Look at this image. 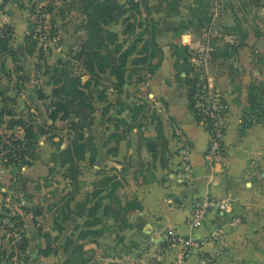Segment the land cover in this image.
Wrapping results in <instances>:
<instances>
[{
  "label": "rangeland",
  "instance_id": "1",
  "mask_svg": "<svg viewBox=\"0 0 264 264\" xmlns=\"http://www.w3.org/2000/svg\"><path fill=\"white\" fill-rule=\"evenodd\" d=\"M109 1L114 5L115 12L106 28L117 34L116 43L123 44L124 48L131 41L136 40L144 30L156 31L155 38L158 44L159 42L167 43L168 39L163 32L167 30L172 32L173 29H169L170 26L176 27L175 33L178 38L181 33H184L180 31L181 24H187L188 30H193L192 33L196 40L192 45H187L190 49V74L191 77L198 79L193 108L210 129H212L216 116L225 119L230 103V96L225 94L231 93L228 90L223 91L225 82L218 84L213 74L214 72L219 73L217 76L219 78L228 71L227 68L230 64L217 63L216 58L226 56L232 58L230 62H232L233 69V90H237L240 77L243 75V71L237 63L238 52L239 48L245 45L249 34L244 26L246 25L256 34L264 36V0H259L258 3L256 0ZM21 3L24 6L23 10L28 12L27 19L29 23L31 22V29L34 30L32 40L37 43L35 60L33 67L31 64L29 66L31 71L24 73L25 79L20 73L25 69V66L22 65L23 60L19 58V63L15 64L9 56L0 54V88L4 91L5 96L11 98L7 103L0 102V106L17 116L27 115L29 120H38L41 129L47 132L40 137L50 139L57 146L55 154L58 155L65 140H71L73 133L67 130L65 121H58L54 124L48 118L53 92L51 76L55 72L56 66L61 69L73 70L74 73L84 71L83 63L78 59V55L88 37L87 15L84 12L82 0H21ZM50 3H52V11L48 7ZM175 6L176 8H174ZM152 9L158 10L155 17H152ZM32 10L33 12L30 14ZM202 11L207 14V17L203 20L204 26L199 28L197 26L198 13L200 14ZM9 22V16L0 2V32L10 28L11 45L16 48L15 28ZM139 22L143 24L141 28L138 27ZM129 23L135 24L136 29L131 32H123ZM145 38H149L146 33L142 40ZM116 43L108 42V49L103 51L109 57V63L112 64L118 63L119 54L115 51ZM141 45L140 41L138 46ZM41 53H43L42 59H40ZM158 56L159 53L150 59V63L142 60L140 65H133L132 61L137 57L135 53L130 56L128 67L132 78L127 80L121 93H114L111 90L114 81L110 76H107L105 81L101 82L102 84L87 89V92L94 97L93 104L95 102L99 108L104 104L102 116L99 112L97 113V108L94 112V123L96 118L101 119L102 129H99L97 133L110 137V135H115L114 127L127 128L121 120L128 122L132 125V129L134 128L138 133L137 136L142 138L141 145L138 151L134 152V156L135 160L138 161L139 158V163L142 162L144 165L148 142L154 139L161 145L163 138L167 136L168 126H172V122L167 119V109L170 108V103L165 97L166 93L162 91L161 87L160 89L152 88L146 84L149 72L158 62ZM59 60H63L65 63L60 64ZM253 70L256 69L253 68ZM88 77V74L84 75L82 82L88 80ZM139 78L142 80H138ZM178 80V83L183 80L182 85L188 90L185 74L182 80L180 78ZM250 85L258 87L259 91L257 80L253 81L252 78ZM40 92H44L48 98L40 99ZM100 94L104 95V101L98 100ZM111 95H113L112 98ZM188 104L190 107L189 100ZM33 108L35 110L31 111ZM106 108L109 109L105 112ZM132 108L140 109L134 113L124 114L126 110ZM3 118L4 120L9 119L7 116ZM208 118L211 122H208ZM19 128L21 127H16V133L19 132ZM37 130L40 131V128ZM3 132H5L4 129L0 128V134H6ZM89 132V130L86 131V140L90 137L95 140V128L92 127ZM171 132L174 135V128L173 131L170 129ZM12 133L8 132L5 136H10ZM22 135L24 137L23 131ZM7 152H9L8 149L0 153V264H63L70 257V252L77 246H82V248L77 250L75 255L77 261L74 264H127L118 261L119 258H122L119 256L118 248L125 244L122 232L129 225V216L124 214V211L120 214L123 217L120 225L114 222L112 219L114 213L109 211L100 226L91 228V230H98L100 233L91 235L87 240L79 238L80 232L87 228L86 218L81 215H71L68 217L69 219L66 218L69 216L68 199L74 198L71 208L75 209L77 202L83 199L87 190L90 192L94 190L95 181L86 188L87 184H82L86 181H83L78 175L77 182L71 183V180L65 177L67 174L70 176L69 172L66 173L67 166L64 167L60 164L62 158L54 161L51 167L48 163L43 162L44 173L38 170L32 176V173H28L30 171L27 170L33 168L39 158L31 162L30 165L20 164L23 159L13 160L17 163L12 162L9 165L5 164L8 158ZM131 156V154L127 155L126 160ZM24 160L29 159L27 157ZM24 173L28 174L27 177L24 176ZM129 179L131 180V177L128 174L116 175L115 180L120 182L116 186L118 196L119 193H122L125 194V198L133 197L129 193L133 188ZM106 196L104 204L115 200L114 197ZM27 235L35 236V238L32 237V244ZM23 236L28 239L26 250H23L20 245ZM68 240L71 241V246L67 252L65 245ZM49 249L51 253L45 256L43 252Z\"/></svg>",
  "mask_w": 264,
  "mask_h": 264
},
{
  "label": "crops",
  "instance_id": "2",
  "mask_svg": "<svg viewBox=\"0 0 264 264\" xmlns=\"http://www.w3.org/2000/svg\"><path fill=\"white\" fill-rule=\"evenodd\" d=\"M2 4L9 16V23L15 28L17 43L15 50L19 51L18 57L23 60L22 65L25 69L20 73L26 79L24 73L31 71L29 66L31 64L33 67L35 60L34 55L31 56L27 52L28 12L19 8L12 0H4ZM152 10V17H155L158 10ZM244 27L249 34L245 45L241 46L238 52L237 63L243 75L240 77L237 90H233V69L230 62L232 58L228 56L216 58L217 63L230 64L226 73L218 78L219 73L214 72L213 77L218 84L225 82V88L220 84L223 91L228 90L231 93L225 94L230 96V103L225 118L224 152L219 158L214 160L209 158L210 131L203 121L197 119L196 114L189 107L187 89L182 85L185 73H178L175 67L177 58L171 54L172 43L192 45L195 42L193 30L181 33L180 39L175 33V26L169 27L173 29L172 32L170 30L163 32L168 41L167 43L159 42L163 51L162 61L156 72L149 74L147 78V86L158 89L161 87L166 93L165 97L170 103L167 119L172 122V126L167 125L169 130L161 145L153 139L158 151L155 158L147 150L145 165L142 162L139 163V158L137 161L134 156V152L138 151L141 145L136 130L133 128L126 132V128L114 127L113 133L117 134L116 136L109 133L110 137L104 134L99 135L97 131L102 129L101 119L96 118L93 125L95 140L93 138L90 142L88 138L84 141L85 160L80 163L79 177L86 182L82 184H87L86 188H88L91 182L96 183L104 176L128 174L131 177L129 182L133 185L132 192L129 193L133 197L125 198V194L119 193L121 200H125L122 201V205L135 199L143 207L127 215L129 225L122 232L125 244L121 246L122 248L120 246L118 248L119 256L122 257L118 259L119 262L127 264H264V118L259 119V113L262 114L259 108L249 107V96L253 87L250 85L252 78L259 83V96L264 107V36L256 34L246 25ZM107 76L115 80L114 76L108 72L102 76V83ZM178 78L182 80L179 83ZM110 97L112 98L113 95ZM94 104L98 109L97 113L99 112L102 116L104 104L101 103V108L95 102ZM34 110L35 108L31 109V111ZM125 113L130 114V110H126ZM19 117L29 120L27 115ZM33 121L40 126L38 120ZM127 121L130 120L127 119ZM0 128L4 129L3 133L13 131L16 133V127L8 130L6 124H3ZM173 128L182 130L191 144L190 180H184L180 175L175 138L172 132L170 133V129L173 131ZM44 138L39 135L40 157L33 168L27 170L30 171L28 173H32V176L38 170L44 173L43 162L48 163L50 167L54 164L53 156L57 146L50 139ZM69 144L70 140H65L61 149H65ZM91 144L95 148L94 158H92ZM130 154L131 158L128 157L126 160L127 155ZM93 170L94 173H92ZM27 175L24 173L25 177ZM87 193H90V190H87L84 197ZM105 193L107 192L104 191L102 195ZM206 196L216 198L231 196L232 209L229 212L212 210L201 226L194 227L191 224L193 203ZM113 204L117 209L118 205ZM102 213L103 207L97 216H102ZM83 217L88 219L86 215ZM237 217L240 218V222L235 223ZM102 218L105 219L103 216ZM114 222L120 225L122 216ZM168 229H174L177 233L197 241L212 236L217 231L220 232L221 237L193 246L189 255L185 256L187 248L182 244L173 243L167 236ZM27 237L31 239L32 244V237L35 238V236L27 235Z\"/></svg>",
  "mask_w": 264,
  "mask_h": 264
},
{
  "label": "trees",
  "instance_id": "3",
  "mask_svg": "<svg viewBox=\"0 0 264 264\" xmlns=\"http://www.w3.org/2000/svg\"><path fill=\"white\" fill-rule=\"evenodd\" d=\"M258 1L259 0H256L257 3ZM15 2L20 8H24L21 0H16ZM82 2L84 3V12L87 15L86 29L88 37L80 48L78 59L82 61L84 71L74 73L73 70H67V68L61 69L56 66L55 72L51 76V80L53 82V92L48 110V118L54 124L58 121H65L67 123V130L73 133V137L70 140L69 146L65 149H61L58 155L54 154L53 156V161H57L58 158H62V162L60 164L64 167L67 166L66 173L69 172L70 176L67 174L65 177L67 179L69 178L71 183L77 182V177L80 174V163L81 161L85 160L84 141L86 139V131L89 130L91 132L94 124V112L96 110L93 104L94 97L87 92V89L91 88L92 86H98L102 81V74H105L109 71V73L115 78L114 82L112 83L113 91L115 93H121L125 84H127V80L132 78V73L128 67L130 56L135 53L137 57L133 59V65H140L142 64V60H144V62L146 61L150 63V59L159 53L158 62L153 65L152 70L149 72L150 74H154L156 72L163 58L162 48L159 46L155 38L156 31L144 30L136 40L131 41V43L126 48H124L123 44L116 43L118 40L117 34L106 28L114 16V5L109 0H82ZM135 6H138V4H135ZM48 7L50 11L53 10L52 3H50ZM146 8L148 9V7ZM174 8H176V6ZM32 12L33 10L30 11V14ZM200 14L198 13L199 21L197 24L199 28L204 26L203 20L207 17V14L203 11L200 12ZM142 26L143 24L139 22L138 27L141 28ZM136 27L137 26L135 24L129 23L123 32H131L136 29ZM188 27L189 26L187 24L183 23L180 25V31L184 32L189 29ZM31 28L30 22L29 33L27 35L26 41L27 52L32 56L35 55L37 43L32 40L34 30ZM145 33L149 35V38L142 40V37ZM10 34H12L10 28H8L6 31L0 32V54L9 56L15 64H18V52L11 45L12 36H10ZM140 41L142 42V45L138 46ZM108 42H111L112 44L116 43L115 51L119 54L117 64L109 63V57L103 53L104 50L108 49ZM170 47L171 54L173 57L177 58L175 67L177 68L178 73L180 74L184 72L186 74L185 83L188 88L187 97L190 102L191 109L196 114L195 108H193V106L195 102V94L197 93L198 79L191 77L190 74V49L187 45L179 43H172ZM40 50L42 51V48ZM42 58L43 53H41L40 56V59ZM59 63L64 64L65 62H63V60H59ZM86 74L89 75V78L85 82H82V77ZM138 80L142 79L139 78ZM39 98L47 99L48 97L44 92H40ZM8 99L10 100L11 98L5 96L4 91L0 88V102L7 103ZM99 99L100 101H104V95L100 94ZM249 103L250 108H259V110L262 112V114L259 113V119L264 118V107L261 97L259 96L258 87H252L251 94L249 96ZM109 108H106L105 112ZM138 109L140 108H132L130 113H134ZM4 116H7L9 119L4 120ZM196 117L198 120L203 121V118H201L199 115L196 114ZM121 122L127 127L125 130L126 132L132 130V125H130L128 122H124L123 120H121ZM208 122H211L209 118ZM3 124H6V128L8 130L14 129L15 127H21L24 133L23 140H16L14 133L10 134V136H5L7 133L4 135L0 134V145H2L3 148L0 150V153L6 151L7 149L9 150V152L6 153L8 158L5 164L10 165L12 162L16 164L17 162L14 161L23 159L20 164L23 163L30 165L31 162L39 158V135L47 133L44 131V129H41V126L36 124L33 120H25L24 118L17 117L15 113L10 112V110L7 111L6 108H2L0 106V127ZM38 126L40 131L37 130ZM207 128L210 130L209 127ZM116 135L117 134L114 136ZM5 137L11 138L13 146L3 144V138ZM89 139L92 142V138L90 137ZM164 140L165 139L163 138V141ZM146 147L153 155V158H155L158 152L156 143L153 140H150ZM91 152L93 155L92 158H94L95 148L93 144H91ZM27 157L29 160H24V158ZM115 179L116 175L104 176V178L96 182L95 188L92 190V192L87 193L82 200L77 202V207L75 209L71 208V202L74 201V198L68 199L67 205L69 208V216H66V218L70 217L71 215H86L88 217V219L85 221L87 228L82 230L79 234L80 240H85L91 235H98L100 231L98 232V230H91V228L97 227L99 224L103 223L102 216H108L109 211L114 213L113 219L117 221L121 217V211H124V214L128 215L135 210H141L143 208L141 204H139L135 199L129 200L125 203V205H122V200L116 191V186L119 185L120 182L118 180L116 181ZM109 185H111L110 189H108ZM107 190L110 192H108L106 195H108V197H114L115 200L104 204L107 196L102 194ZM113 203L118 205L117 209L114 207ZM102 207V216H97L99 210ZM20 245L23 250L27 249L28 239L25 236H23ZM70 246L71 241L68 240V243L65 245V249H70ZM80 248H82V246H77L74 248L71 251L70 257L67 258L63 264H74V262L77 261L75 258L76 252ZM50 253V249L43 252L45 256H48Z\"/></svg>",
  "mask_w": 264,
  "mask_h": 264
},
{
  "label": "built area",
  "instance_id": "4",
  "mask_svg": "<svg viewBox=\"0 0 264 264\" xmlns=\"http://www.w3.org/2000/svg\"><path fill=\"white\" fill-rule=\"evenodd\" d=\"M212 129H210V140L208 146V155L211 160L219 158L224 152V136H225V119L215 117ZM22 129L19 128L18 133H14L16 140H23ZM174 140L176 144V150L178 155V167L180 175L184 180H190L192 174L191 165V144L187 136L179 128L174 129ZM3 144L13 146L12 140L9 137L3 138ZM20 146V145H19ZM3 149L0 145V150ZM232 209V198L227 196L224 198L216 197H202L194 201L193 212L191 216V224L194 227L202 225L207 215L212 210H218L221 212H229ZM240 222V218H235V223ZM167 236L175 244H182L185 248V256H188L193 246H199L202 243L212 240L219 239L221 237L220 232H215L212 236H208L203 240H194L190 237H185L177 233L174 229L167 230Z\"/></svg>",
  "mask_w": 264,
  "mask_h": 264
},
{
  "label": "water",
  "instance_id": "5",
  "mask_svg": "<svg viewBox=\"0 0 264 264\" xmlns=\"http://www.w3.org/2000/svg\"><path fill=\"white\" fill-rule=\"evenodd\" d=\"M4 0H0V2H3Z\"/></svg>",
  "mask_w": 264,
  "mask_h": 264
}]
</instances>
